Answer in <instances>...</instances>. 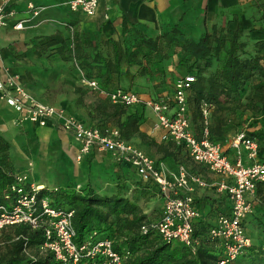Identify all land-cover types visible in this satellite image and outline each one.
<instances>
[{"label":"crops","instance_id":"crops-1","mask_svg":"<svg viewBox=\"0 0 264 264\" xmlns=\"http://www.w3.org/2000/svg\"><path fill=\"white\" fill-rule=\"evenodd\" d=\"M28 1L47 5L48 9L23 29L12 27L13 18L0 29V76L3 77L6 70L35 100L60 110L62 115L84 126H98L107 133L119 135L155 161L169 179L177 174L180 165H184L189 175L205 182L204 186L194 185L192 192L197 221L213 224L218 214L230 205L216 189L222 177L190 161L184 150L166 139L165 130L155 128V113L144 103L173 97V83L181 76L176 75L175 68L180 53L150 65L149 73L142 75L138 73V66L123 64L120 73L112 75L108 84L111 88L105 90L91 88L74 61L36 55V39L57 32L68 43L73 42L76 35H87L95 42L109 37L117 39L125 19L149 37L177 28L179 33L171 35L178 40L197 41L214 25L230 30L240 27L243 29L241 40L252 50L254 43L264 40V0H100L89 16L70 12L63 4L66 0H12V7L17 11L15 18L29 15L25 10ZM117 87L135 92L141 103L124 107L121 115L113 114L114 104L109 101L108 92ZM174 107L171 102V112ZM130 113L139 117L138 130L125 137L120 133L118 122ZM203 113L206 119L209 110L204 108ZM60 123L55 119L43 123L24 120L0 97V136L10 145L9 155L15 173H22L32 183L48 189L83 192L90 182L100 195L118 194L139 206L145 201V213L155 208L161 210L160 198L152 188L138 181L130 165L117 164L109 151L97 148L79 157L73 133ZM233 135L234 131H229L223 144L229 161L236 159V149L230 144ZM241 153L242 162L248 164L246 152L242 150Z\"/></svg>","mask_w":264,"mask_h":264},{"label":"trees","instance_id":"trees-1","mask_svg":"<svg viewBox=\"0 0 264 264\" xmlns=\"http://www.w3.org/2000/svg\"><path fill=\"white\" fill-rule=\"evenodd\" d=\"M171 33L178 34L179 30L173 28L149 37L124 19L122 33L117 39L109 37L95 42L87 35H76L73 42L68 43L59 32L38 37L36 55L72 60L85 79L97 81L99 89L107 90L111 88L108 84L112 75L120 73L121 65L138 66V73L142 75L149 73L150 65L162 63L171 55L180 53L177 65L186 69L181 76L194 77V81L188 84L186 95L193 133L201 137L206 125L208 138L223 146L229 131H234L230 143L238 132H244L257 143L256 160L264 162V40L257 41L252 50H248L241 40L242 28L230 30L216 25L205 30L197 41L178 40ZM85 46H92L93 51H85ZM123 108L114 104L112 112L121 115ZM204 108L209 110L206 119ZM227 118L230 122H225ZM138 121L139 117L132 113L119 121L121 135L128 137L137 131ZM176 146L184 149L183 145ZM9 148V143L0 136V206L6 208L19 195L11 188L17 185L19 173L13 171ZM134 173L138 181L152 188L162 202L158 184L151 179L143 180ZM23 185L27 187L28 183ZM257 189L256 196L251 198L253 212L247 218L246 226L251 230V226L259 225L264 232V186L258 185ZM35 194L39 199L47 197L52 208L73 211L77 242L82 243L94 232L99 238H110L118 251L125 256L129 254L124 264H218L224 258L222 242L209 235L212 224H203L197 218L193 222V238L198 243L190 248L178 241H163L153 229L152 225L160 219L162 210L153 219H148L134 201L118 194L100 195L90 182L83 192L41 187ZM223 195L230 202L229 197ZM229 210L230 205L218 216L228 214ZM46 227L47 224L42 222L34 229L27 224L2 229L12 228L13 232L1 241L0 264H61L54 259L52 252L42 248ZM147 238L152 240L153 248L138 253V244L142 245ZM227 264H264V248H256L252 240L249 248Z\"/></svg>","mask_w":264,"mask_h":264},{"label":"built area","instance_id":"built-area-1","mask_svg":"<svg viewBox=\"0 0 264 264\" xmlns=\"http://www.w3.org/2000/svg\"><path fill=\"white\" fill-rule=\"evenodd\" d=\"M100 0H66L63 4L72 13L92 15ZM48 9L47 5H37L31 1L26 3L28 16L15 18L16 9L12 0H0V29L8 25V19L13 18L12 27L23 29L32 20ZM2 55L0 51V69ZM0 76V97L6 104L18 113L22 119L33 123H43L47 119L61 122V126L73 133L78 143L79 157L87 154L93 148L109 151L115 161L127 162L141 179H151L160 188L162 197V213L160 219L152 227L165 242L178 241L186 247L194 248L198 241L193 238V222L197 218L196 206L192 192L196 186H204L200 177L189 175L185 166L180 165L177 174L167 178L160 167L117 134L107 133L98 126H84L72 117L62 115L60 110L47 106L35 100L6 70ZM194 81L190 75L179 76L174 82L173 97L164 100H146L156 115L155 128L165 130L164 137L175 145H183L190 161L207 167L214 174L222 177L216 189L230 199L228 214H220L209 228L211 238L220 240L223 244L224 258L218 264H227L242 254L252 244L251 237L246 232L247 218L253 212L251 198L257 194L258 185L264 186V162L257 161V143L248 138L244 132H238L230 143L236 149V159L229 161L221 145L208 138V129L202 130L197 137L191 130V123L186 100L188 84ZM91 88H99L97 81L87 80ZM112 104L130 107L140 104V97L130 90L116 88L108 92ZM174 110L171 112L170 103ZM242 150L246 152L248 164L242 162ZM23 183H28L25 187ZM39 185L19 173L17 185L12 190L19 195L9 207L0 206V229L9 225L27 224L37 228L42 222L46 239L42 244L54 255L61 264H124L126 256L118 251L110 238H99L94 232L82 243L77 242V234L73 226L72 210H57L49 206L48 198H37L35 191ZM55 190V189H54ZM259 198L256 200H260ZM259 202V201H258ZM146 231V228H144Z\"/></svg>","mask_w":264,"mask_h":264},{"label":"rangeland","instance_id":"rangeland-1","mask_svg":"<svg viewBox=\"0 0 264 264\" xmlns=\"http://www.w3.org/2000/svg\"><path fill=\"white\" fill-rule=\"evenodd\" d=\"M25 15H27V13H24ZM84 50L87 52L93 51V47L92 46H85ZM177 54V53H176ZM172 56V55H171ZM170 56V57H171ZM169 57V58H170ZM179 58V57H178ZM178 63V59L177 62L175 63V68H177L176 71V75H182L185 73V68L183 67H179L177 65ZM221 151L224 152V147H221ZM148 201V200H147ZM146 207L145 201L142 203V205L140 206V209L143 211ZM145 213V212H144ZM159 213L158 209H154V211H152V209L150 210V213H146V215L148 216V219H153L157 214ZM261 226L259 225H253L251 226V230L250 229H246V232L248 234H251V239L254 241V244L256 246V248H264V232L261 231ZM2 229H0V245L2 244L1 241L3 240V238L7 235V234H12L13 230L12 228L1 231ZM145 242L137 247V252L138 253H146L149 250H151L153 248V243L152 240L150 238L144 239ZM2 246H0V251L3 250V248H1ZM126 257L129 255L128 253H126Z\"/></svg>","mask_w":264,"mask_h":264},{"label":"bare ground","instance_id":"bare-ground-1","mask_svg":"<svg viewBox=\"0 0 264 264\" xmlns=\"http://www.w3.org/2000/svg\"><path fill=\"white\" fill-rule=\"evenodd\" d=\"M41 187H43V185L39 186L38 188H41Z\"/></svg>","mask_w":264,"mask_h":264}]
</instances>
